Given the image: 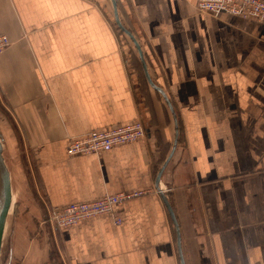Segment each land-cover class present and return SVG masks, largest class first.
Returning a JSON list of instances; mask_svg holds the SVG:
<instances>
[{"label": "crops", "instance_id": "crops-1", "mask_svg": "<svg viewBox=\"0 0 264 264\" xmlns=\"http://www.w3.org/2000/svg\"><path fill=\"white\" fill-rule=\"evenodd\" d=\"M115 1L133 50L113 0H0L3 150L38 180L37 199L17 194L30 212L7 264H264V21L197 0ZM137 119L144 139L68 154V139ZM142 190L119 224L42 236L32 221Z\"/></svg>", "mask_w": 264, "mask_h": 264}, {"label": "built area", "instance_id": "built-area-1", "mask_svg": "<svg viewBox=\"0 0 264 264\" xmlns=\"http://www.w3.org/2000/svg\"><path fill=\"white\" fill-rule=\"evenodd\" d=\"M196 6L200 11L210 14L228 13L264 21V0H197ZM10 44L9 36L0 34V54H3ZM146 133L143 122L137 119L70 138L67 140V151L72 156L109 151L117 146L142 140L146 137ZM143 194V190L119 192L105 194L90 201L72 202L50 211L46 220L58 229L76 226L99 216L112 215L119 224L122 220L117 208L127 200Z\"/></svg>", "mask_w": 264, "mask_h": 264}, {"label": "rangeland", "instance_id": "rangeland-1", "mask_svg": "<svg viewBox=\"0 0 264 264\" xmlns=\"http://www.w3.org/2000/svg\"><path fill=\"white\" fill-rule=\"evenodd\" d=\"M111 1V0H110ZM121 29V28H120ZM121 32V39L123 40V42H125L126 46H129L132 50L135 49V43L132 40V38H130V36L124 32L123 30L120 31ZM9 152L8 151H4L3 150V155L6 161V164L10 170L11 173V180H12V191H13V203H12V208L11 211L8 215L7 218V223H6V229H5V233H4V239H3V246H2V254H1V264H7L8 261V257H9V253H10V243L11 240L13 238L14 235V228H15V223H16V219L19 218V222L21 223L23 220H25L28 217V212H30L28 210V207L30 206L29 202L30 200H33L32 198H36L35 195H37V189H36V173L35 176H33V174L30 173L29 168H25V166L22 168L24 170V172L19 171V173L17 172V168L15 166V164H13V161L11 160V157H9ZM23 182V183H22ZM25 190V191H24ZM20 191H24L26 192V197L29 198V202L28 200H26V203L28 204V206L26 205L25 201H23V203H18V195ZM32 197V198H31ZM26 206V207H25ZM47 218L43 217L40 219L39 222H37L34 218H33V222L34 224H36V227L39 228V233L40 235H44L46 232V226L47 224H49L46 220ZM57 229V228H56ZM37 233V232H36ZM13 264H17L15 262V260L13 261ZM45 264H56L54 263H45Z\"/></svg>", "mask_w": 264, "mask_h": 264}, {"label": "water", "instance_id": "water-1", "mask_svg": "<svg viewBox=\"0 0 264 264\" xmlns=\"http://www.w3.org/2000/svg\"><path fill=\"white\" fill-rule=\"evenodd\" d=\"M113 2L115 7V17L119 27L121 28V30L126 32L136 43V40L132 35V33L129 30H127L118 20L116 1L113 0ZM156 89L161 91L158 87H156ZM12 203H13V191H12L11 173L3 155V142L0 135V264H1L4 233L6 229L7 218L12 207Z\"/></svg>", "mask_w": 264, "mask_h": 264}, {"label": "bare ground", "instance_id": "bare-ground-1", "mask_svg": "<svg viewBox=\"0 0 264 264\" xmlns=\"http://www.w3.org/2000/svg\"><path fill=\"white\" fill-rule=\"evenodd\" d=\"M12 208V207H11ZM10 213V212H9Z\"/></svg>", "mask_w": 264, "mask_h": 264}]
</instances>
